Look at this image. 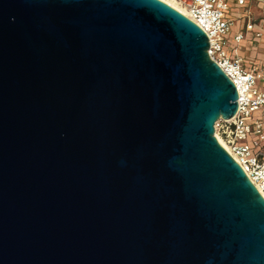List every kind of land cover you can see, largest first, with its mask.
Masks as SVG:
<instances>
[{
    "label": "water",
    "instance_id": "water-1",
    "mask_svg": "<svg viewBox=\"0 0 264 264\" xmlns=\"http://www.w3.org/2000/svg\"><path fill=\"white\" fill-rule=\"evenodd\" d=\"M208 47L160 0H0V264H264Z\"/></svg>",
    "mask_w": 264,
    "mask_h": 264
},
{
    "label": "built area",
    "instance_id": "built-area-1",
    "mask_svg": "<svg viewBox=\"0 0 264 264\" xmlns=\"http://www.w3.org/2000/svg\"><path fill=\"white\" fill-rule=\"evenodd\" d=\"M177 1L206 34L210 59L238 93L236 114L216 122L215 136L264 198V15L253 11L264 12V0Z\"/></svg>",
    "mask_w": 264,
    "mask_h": 264
},
{
    "label": "bare ground",
    "instance_id": "bare-ground-1",
    "mask_svg": "<svg viewBox=\"0 0 264 264\" xmlns=\"http://www.w3.org/2000/svg\"><path fill=\"white\" fill-rule=\"evenodd\" d=\"M160 1L166 3L167 5L174 8L175 10H177L178 12L183 14L184 16H187V12H186L185 8L183 6H181L177 0H160ZM217 139H218L219 143L224 147V144L222 143V141L220 140V138L218 136H217Z\"/></svg>",
    "mask_w": 264,
    "mask_h": 264
},
{
    "label": "rangeland",
    "instance_id": "rangeland-1",
    "mask_svg": "<svg viewBox=\"0 0 264 264\" xmlns=\"http://www.w3.org/2000/svg\"><path fill=\"white\" fill-rule=\"evenodd\" d=\"M260 4L262 3V5H260L262 8H264V2H259ZM255 5V4H254ZM263 10V9H262ZM261 9H259V7H257V6H254L253 7V11H254V13L257 15V16H263L264 14V12L262 11Z\"/></svg>",
    "mask_w": 264,
    "mask_h": 264
},
{
    "label": "crops",
    "instance_id": "crops-1",
    "mask_svg": "<svg viewBox=\"0 0 264 264\" xmlns=\"http://www.w3.org/2000/svg\"><path fill=\"white\" fill-rule=\"evenodd\" d=\"M263 4H264V3H263ZM260 5H262V3H261Z\"/></svg>",
    "mask_w": 264,
    "mask_h": 264
}]
</instances>
